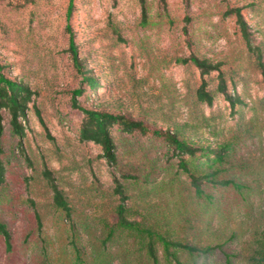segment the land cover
Wrapping results in <instances>:
<instances>
[{"label":"rangeland","instance_id":"rangeland-1","mask_svg":"<svg viewBox=\"0 0 264 264\" xmlns=\"http://www.w3.org/2000/svg\"><path fill=\"white\" fill-rule=\"evenodd\" d=\"M68 6L69 0H0V72L32 92L26 114L18 118L21 136L12 137L11 115L0 111L7 151L21 141L1 186L0 215L12 231L13 249L7 250L0 234V264L72 259L50 241L66 222L52 206L45 166L75 207L74 217L90 216L92 229L117 198L112 194L117 177L135 217L201 246L226 240L238 264H252L249 251L264 237V79L257 52L246 47L235 16L225 12L241 8L252 46L264 61V0H73L69 18ZM191 54L221 63L232 99L217 93L211 103L194 104L192 92L203 79L212 90L219 80L216 70L202 74L193 64L176 61ZM79 87L81 107L122 113L152 127H171L165 118L183 122L191 110L204 113L209 126L182 134L213 148L235 139V171L245 167L244 186L203 180L199 196L175 158L149 184L124 181L101 145L78 137L85 114L72 105V91ZM248 121L255 126L250 131L244 129ZM114 135L121 161H137L141 152L126 155L128 141L117 129ZM36 210L43 221L38 238Z\"/></svg>","mask_w":264,"mask_h":264},{"label":"trees","instance_id":"trees-1","mask_svg":"<svg viewBox=\"0 0 264 264\" xmlns=\"http://www.w3.org/2000/svg\"><path fill=\"white\" fill-rule=\"evenodd\" d=\"M72 6L73 0H69L68 18ZM225 13L235 16L238 33L244 44L249 50L257 52V64L264 79L263 53L258 46H252L249 25L241 8L232 7ZM71 49L74 60L78 63L73 42H71ZM176 61L183 64L191 63L198 67L202 74L218 71L219 83L216 89H208L207 81L203 79L193 90L195 105L203 102L211 103L217 93L226 94L227 99H232L227 91V79L225 71L221 68V63H215L206 57L202 58L195 54L178 56ZM84 77L89 84L94 82V77L88 74H85ZM83 91V87L72 91V105L80 108L85 114L78 129V137L80 140H91L101 145L103 156L109 163L116 166L124 181L149 184L167 168V162L175 158L178 166L189 173L191 182L199 196L204 195L203 180L206 182L219 181L222 185H231L237 189L244 186L241 180L246 173L245 167L240 166L236 172L237 163L234 151L237 144L235 139L231 137L228 140H223L218 143V148H213L211 144H202L182 134L185 131L198 132L199 127L209 126V117L204 113L194 114V111L191 110L188 119L183 122L177 121L175 118L173 120L165 118V122L169 123L171 127H152L142 119L122 113L81 107L77 96ZM31 100L32 92L27 86L0 72V111L6 109L11 115L12 137L23 134V126L18 118L26 114V108ZM163 113L168 114L167 111ZM1 120L0 114V198L3 195L1 186L6 180V164L10 162L11 157L16 156L17 145L21 144V141H17L9 152L7 151L5 143L9 139L6 138ZM254 127L252 122L248 121L245 123L244 129L250 131ZM114 129H117L123 140L128 141V145L131 146L129 149V146L124 144V148L127 150L126 155L132 156V154L137 155V152H141L137 157L139 158L137 161L140 163L121 161L122 157L118 153ZM165 157H167L166 160H164ZM200 169L204 171L203 175L197 174ZM43 174L52 190V206L60 221L64 224L66 222L67 225L64 226L61 235H53L54 238L50 241L60 246L61 254L72 256L68 264H113L115 260H119L120 264H238L233 259L237 254L228 249L226 240L201 246L188 239L183 241L168 230L163 231L161 227L147 223L145 217L142 219L135 217L132 207L126 203L125 185L117 177H115L116 185L114 193H112L117 198L105 206L106 212L97 216V227L92 229L88 220L90 216L78 219L74 217L75 207L70 203L65 191L56 182L53 172L47 166L44 167ZM219 175H222L223 178L218 179ZM35 214L38 238L42 233L43 221L38 210ZM0 234L5 240L7 250L11 251L13 235L4 215H0ZM249 252L250 255L247 258L249 262L264 264V237L260 238L255 249H250ZM201 258H204L203 263H199ZM34 264H56V262L48 259L47 256Z\"/></svg>","mask_w":264,"mask_h":264}]
</instances>
